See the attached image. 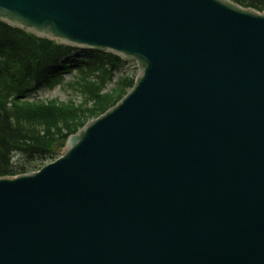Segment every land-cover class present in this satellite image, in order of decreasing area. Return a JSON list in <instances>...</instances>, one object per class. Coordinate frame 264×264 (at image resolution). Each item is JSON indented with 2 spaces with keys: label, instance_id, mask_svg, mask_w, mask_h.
<instances>
[{
  "label": "water",
  "instance_id": "1",
  "mask_svg": "<svg viewBox=\"0 0 264 264\" xmlns=\"http://www.w3.org/2000/svg\"><path fill=\"white\" fill-rule=\"evenodd\" d=\"M0 20L139 66L59 159L0 178V264H264V12L0 0Z\"/></svg>",
  "mask_w": 264,
  "mask_h": 264
},
{
  "label": "trees",
  "instance_id": "2",
  "mask_svg": "<svg viewBox=\"0 0 264 264\" xmlns=\"http://www.w3.org/2000/svg\"><path fill=\"white\" fill-rule=\"evenodd\" d=\"M231 1L264 12V0ZM73 51L0 21V178L38 171L55 159L70 135L115 106L132 88L134 77L122 76L103 92L123 65L118 57L81 51L84 59L70 66L60 64ZM73 67L78 77L67 86L84 98L79 104L29 100L36 90L58 85Z\"/></svg>",
  "mask_w": 264,
  "mask_h": 264
},
{
  "label": "rangeland",
  "instance_id": "3",
  "mask_svg": "<svg viewBox=\"0 0 264 264\" xmlns=\"http://www.w3.org/2000/svg\"><path fill=\"white\" fill-rule=\"evenodd\" d=\"M81 50H75L71 53L70 57L67 59H62V63H66L69 65H74L75 62L79 59H84L85 55L81 52ZM77 59V60H76ZM77 70L73 67L71 72L63 74L61 81L58 85L54 86L53 88H41L33 93L30 97L33 100H39L43 102L47 101H56L58 103H68L74 101L76 104H79L83 97L80 94L75 93L70 87L67 86L68 83L75 82L76 78L78 77ZM137 75V67L134 62L127 61L122 66L117 68L113 73V78L108 85L104 88L103 92L109 91L112 89L116 82L122 77H136ZM32 100V101H33ZM90 107V105H88ZM64 147V146H63ZM64 149V148H63ZM62 148H58L56 151L55 160L61 156V152L63 151ZM60 150V151H58ZM17 159V158H16ZM47 161V163L51 162Z\"/></svg>",
  "mask_w": 264,
  "mask_h": 264
}]
</instances>
